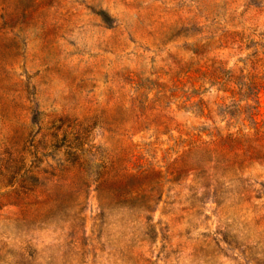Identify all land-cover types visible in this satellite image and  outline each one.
<instances>
[{"label": "rangeland", "instance_id": "374dc122", "mask_svg": "<svg viewBox=\"0 0 264 264\" xmlns=\"http://www.w3.org/2000/svg\"><path fill=\"white\" fill-rule=\"evenodd\" d=\"M256 53H264V0H0V153L9 137L21 158L33 161L38 130L63 116L86 118L90 140L103 144L114 128L107 116L128 120L130 106L139 114L143 100L161 92L169 95L163 105L180 125L175 131L151 122L125 127V138L137 145L155 143L158 157L179 147L176 129H244L239 106L256 105L243 87L254 75ZM199 99L213 108V123L197 118ZM259 105L257 120L264 122V91ZM47 154L45 162L60 161L59 154ZM245 175L258 199L239 213H221L209 194L189 220L168 204L165 191L153 209L157 239L143 248L146 264H264V171ZM11 210L2 207L0 214ZM99 212L93 186L82 231L107 247V236L121 237L128 215L113 212L100 228ZM5 224L0 217V235ZM204 240L209 247L201 254Z\"/></svg>", "mask_w": 264, "mask_h": 264}, {"label": "trees", "instance_id": "16d2710c", "mask_svg": "<svg viewBox=\"0 0 264 264\" xmlns=\"http://www.w3.org/2000/svg\"><path fill=\"white\" fill-rule=\"evenodd\" d=\"M101 16L107 20L103 13ZM255 62L254 75L243 87L253 96L247 100L256 105L239 106L247 127L236 131L224 127L215 134L196 127L176 129L179 138L174 143L179 147L164 149L160 157L155 143L139 146L125 138V127L128 122H151L175 131L173 125H180L163 105L169 97L164 92L153 101L145 98L144 111L139 114L130 106L128 120L118 113L107 116L106 123L114 128L103 144L90 140L86 118L64 116L38 130L40 138L32 147L34 159L29 163L16 151L12 138L6 137L0 153V186L4 190L0 210H12L7 217L0 214L7 222L0 235V258L8 264H146L143 248L157 239L153 209L165 191L170 192L168 204L189 220L198 216L209 194L221 213L228 208L239 213L251 205L258 198L252 195L256 191L245 172L264 171V122L257 120L264 91V53H256ZM175 83L181 84L182 79ZM220 101L227 107L226 100ZM198 103L202 112L197 118L213 123V108L200 99ZM48 152L51 157L59 154L60 161L45 162L41 157L48 159ZM93 186L100 201L95 219L98 227L107 226L106 216L113 212L128 215L121 237L107 236L112 239L107 247L99 237L94 241L82 231V212ZM116 240L123 247L114 244ZM208 247L202 241L199 252L205 253ZM203 258L206 262V255Z\"/></svg>", "mask_w": 264, "mask_h": 264}]
</instances>
